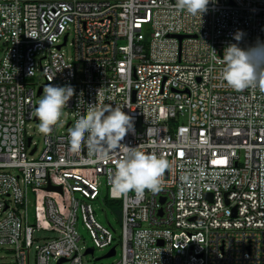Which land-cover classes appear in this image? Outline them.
Returning a JSON list of instances; mask_svg holds the SVG:
<instances>
[{"label":"built area","instance_id":"obj_1","mask_svg":"<svg viewBox=\"0 0 264 264\" xmlns=\"http://www.w3.org/2000/svg\"><path fill=\"white\" fill-rule=\"evenodd\" d=\"M178 5L0 0V264H105L97 250L118 255L105 197L123 205L122 254L109 264H264V81L232 88L222 59L230 44L264 42V0H210L202 16ZM49 83L75 94L39 154L29 123ZM92 105L122 108L135 131L121 143L169 161L156 189L122 193L118 152L94 139L73 149L68 130ZM42 230L56 235L39 242Z\"/></svg>","mask_w":264,"mask_h":264},{"label":"clouds","instance_id":"obj_2","mask_svg":"<svg viewBox=\"0 0 264 264\" xmlns=\"http://www.w3.org/2000/svg\"><path fill=\"white\" fill-rule=\"evenodd\" d=\"M209 3L210 0H179L178 6L188 14L202 16ZM241 38L242 33L235 36L236 41ZM222 59L226 62L223 77L232 88L242 91L258 81H264V42L248 49L239 47L238 43L230 44ZM74 94L75 89L71 85H45L36 108L42 133L50 132L58 123ZM134 131L133 117L122 108L115 106L101 110L92 105L88 106L86 113L79 114L68 133L73 149L78 150L86 139H94L101 146V154L118 152L120 156L112 177L113 186L122 193L132 190L141 193L145 189H156L170 164L165 158L140 150L139 146L121 143Z\"/></svg>","mask_w":264,"mask_h":264},{"label":"rangeland","instance_id":"obj_3","mask_svg":"<svg viewBox=\"0 0 264 264\" xmlns=\"http://www.w3.org/2000/svg\"><path fill=\"white\" fill-rule=\"evenodd\" d=\"M68 51L71 50V48L69 47L67 49ZM3 57V46L2 43L0 42V60ZM34 82L36 84V86L41 87L46 83L45 77L43 76L42 73H37L35 78H34ZM39 101V98H38ZM64 121L62 123H60V128L62 130L65 129V124L67 123V116L66 113L64 114ZM29 131L31 136H34V142L39 146V154L43 152L44 150V137H45V133H42L39 129V122H32L29 123ZM83 174H85L87 176V178L89 179H96L98 182V185L100 186L101 191L104 193L107 191L106 188V184L105 181L102 179H98L97 176L92 173L90 174L87 171H82ZM51 195L53 197H55L56 199L60 200V201H66L67 198H63L58 194L55 193H51ZM103 207L106 208L108 210V214H109V219L113 225V228L117 231V242L116 244L118 245V255L114 258L111 259H106L103 260V263L105 264H109V263H113L116 260H120L121 258V254H122V249H121V245H120V239H121V230H122V226H123V205L121 201H113L110 202L109 204H107L106 202L103 203ZM32 209V208H31ZM97 209H98V219L102 222V223H106L105 217L102 214V208L100 205H97ZM33 210V209H32ZM38 225H45V220H44V205L41 204V215H40V221L37 222ZM79 232L83 238V241L81 243L82 247H92V241L88 235V232L82 227L79 226ZM55 233H49L46 231H38L35 234L36 239H39V242H43L44 239L46 238H51V237H55ZM119 242V243H118ZM108 249L107 250H97L96 251V257L100 258L103 257L104 255H106L108 253ZM9 255V252L6 250H3L0 248V258H6ZM90 257H86L85 260H89Z\"/></svg>","mask_w":264,"mask_h":264},{"label":"water","instance_id":"obj_4","mask_svg":"<svg viewBox=\"0 0 264 264\" xmlns=\"http://www.w3.org/2000/svg\"><path fill=\"white\" fill-rule=\"evenodd\" d=\"M42 93V89H41V91H40V94ZM28 142H29V146L31 145V142H32V139L30 138L29 140H28ZM48 191H50V192H54V191H59V192H62V188L61 187H59V188H56V187H49L48 188ZM108 224H110L109 222H108ZM88 254H94V251L93 250H89L88 251ZM114 256H116V247H114L113 249H112V251L109 253V254H107V255H105L104 257H102V258H100V259H98V260H105V259H109V258H112V257H114ZM64 261H61L59 264H62Z\"/></svg>","mask_w":264,"mask_h":264},{"label":"trees","instance_id":"obj_5","mask_svg":"<svg viewBox=\"0 0 264 264\" xmlns=\"http://www.w3.org/2000/svg\"><path fill=\"white\" fill-rule=\"evenodd\" d=\"M104 202H106L107 204H109L110 202H113L112 200H110L108 197H105ZM107 210V209H106ZM108 211V210H107Z\"/></svg>","mask_w":264,"mask_h":264}]
</instances>
